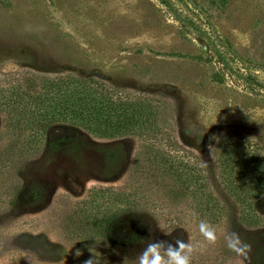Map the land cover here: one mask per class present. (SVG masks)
<instances>
[{
  "label": "rangeland",
  "instance_id": "obj_1",
  "mask_svg": "<svg viewBox=\"0 0 264 264\" xmlns=\"http://www.w3.org/2000/svg\"><path fill=\"white\" fill-rule=\"evenodd\" d=\"M68 74L153 98L161 127L201 160L225 208L208 217L186 197L145 187L139 208L149 237L129 244L116 235L98 263L138 264L149 239H181L203 249L192 264H264V217L250 226L238 218L242 207L214 158L226 132L264 145V0H0V78ZM137 146L130 136L83 133L26 169L0 170V264H78V207L92 188L141 186L130 172ZM109 149L118 153L111 164ZM33 185L41 200L25 206L16 194ZM201 220L215 229V244L200 234ZM230 232L250 245L246 255L229 247Z\"/></svg>",
  "mask_w": 264,
  "mask_h": 264
},
{
  "label": "trees",
  "instance_id": "obj_2",
  "mask_svg": "<svg viewBox=\"0 0 264 264\" xmlns=\"http://www.w3.org/2000/svg\"><path fill=\"white\" fill-rule=\"evenodd\" d=\"M0 118L8 136L0 142V170L11 163L10 168L26 169L37 157L76 143L83 133L138 141L130 172L141 186H130L132 191L125 186L95 187L78 207L72 221L78 264H100L98 254L109 249L116 235L129 244L149 237V224L139 208L145 187L186 197L199 210L203 206L208 217L225 209L201 160L161 127L158 107L144 92L114 88L91 74L38 76L28 82L5 77L0 78ZM108 153H113L109 160L117 159L113 149ZM214 158L224 190L242 207L238 218L249 226L263 220L264 145L238 131L226 132ZM41 195V187L33 185L22 188L16 198L25 206L36 205Z\"/></svg>",
  "mask_w": 264,
  "mask_h": 264
},
{
  "label": "clouds",
  "instance_id": "obj_3",
  "mask_svg": "<svg viewBox=\"0 0 264 264\" xmlns=\"http://www.w3.org/2000/svg\"><path fill=\"white\" fill-rule=\"evenodd\" d=\"M199 232L207 244H215L217 235L215 229L206 221L199 222ZM229 247L238 255H246L250 245L240 239L236 232H230L226 237ZM188 240L175 239L173 242L161 239H149L137 256L138 264H192L193 254L202 251Z\"/></svg>",
  "mask_w": 264,
  "mask_h": 264
},
{
  "label": "flooded vegetation",
  "instance_id": "obj_4",
  "mask_svg": "<svg viewBox=\"0 0 264 264\" xmlns=\"http://www.w3.org/2000/svg\"><path fill=\"white\" fill-rule=\"evenodd\" d=\"M79 141V140H78ZM78 141L76 142V143H74L73 145H75V144H77L78 143ZM69 145H71V144H69ZM66 146H68V145H66ZM66 146H64V147H66ZM64 147H62V148H64ZM61 148V149H62ZM109 150H112V149H109ZM109 150H106L105 151V161L108 163V164H111V163H113L114 161H112V160H109V159H113V153H108V151ZM113 151H115L116 152V156H117V158H118V153H117V151L116 150H114L113 149ZM117 160V159H116Z\"/></svg>",
  "mask_w": 264,
  "mask_h": 264
}]
</instances>
